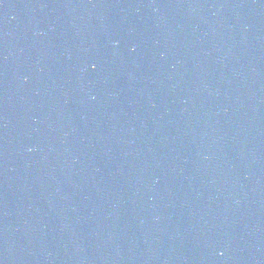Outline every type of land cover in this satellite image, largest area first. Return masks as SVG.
<instances>
[{"label": "water", "instance_id": "95a60500", "mask_svg": "<svg viewBox=\"0 0 264 264\" xmlns=\"http://www.w3.org/2000/svg\"><path fill=\"white\" fill-rule=\"evenodd\" d=\"M0 264H264V0H0Z\"/></svg>", "mask_w": 264, "mask_h": 264}]
</instances>
